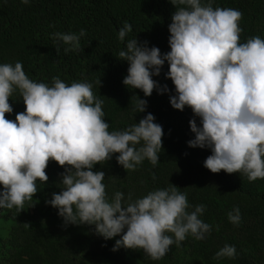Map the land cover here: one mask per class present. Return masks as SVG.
<instances>
[{
	"label": "trees",
	"instance_id": "16d2710c",
	"mask_svg": "<svg viewBox=\"0 0 264 264\" xmlns=\"http://www.w3.org/2000/svg\"><path fill=\"white\" fill-rule=\"evenodd\" d=\"M0 264H264V0H0Z\"/></svg>",
	"mask_w": 264,
	"mask_h": 264
},
{
	"label": "rangeland",
	"instance_id": "374dc122",
	"mask_svg": "<svg viewBox=\"0 0 264 264\" xmlns=\"http://www.w3.org/2000/svg\"><path fill=\"white\" fill-rule=\"evenodd\" d=\"M13 221L0 213V253L6 252V249L11 248Z\"/></svg>",
	"mask_w": 264,
	"mask_h": 264
}]
</instances>
